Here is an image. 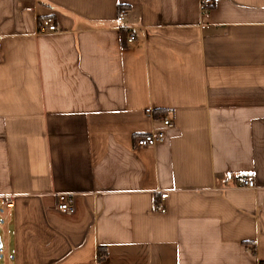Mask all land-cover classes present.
Returning a JSON list of instances; mask_svg holds the SVG:
<instances>
[{"label": "crops", "instance_id": "0c3cea01", "mask_svg": "<svg viewBox=\"0 0 264 264\" xmlns=\"http://www.w3.org/2000/svg\"><path fill=\"white\" fill-rule=\"evenodd\" d=\"M0 229V264H264V0H0Z\"/></svg>", "mask_w": 264, "mask_h": 264}, {"label": "built area", "instance_id": "2783aa9c", "mask_svg": "<svg viewBox=\"0 0 264 264\" xmlns=\"http://www.w3.org/2000/svg\"><path fill=\"white\" fill-rule=\"evenodd\" d=\"M216 0H201V5H202V11L207 12L208 8L213 5V3ZM126 18V11L121 10L117 20L122 22ZM42 29L45 31H56L57 30V25L50 19L43 20L41 23ZM135 40V35L130 34L128 41L132 42ZM149 113L152 112V109L147 110ZM164 128L162 129H157L155 131H152L144 136L137 137L136 139V145L138 147H151L154 146L158 143H161L165 140L166 138V130L167 129H172L175 126L174 121L168 117V116H163L161 119ZM241 182L244 186L247 187H255V182L254 180L250 179L247 176H242L241 177ZM169 193L168 191H162L161 192V203H156L155 204V209L159 212H166V205L164 201L168 198ZM7 201V206L11 207L13 205V198L12 197H7L5 199ZM57 207L59 210L64 211V212H73L74 211V203H73V198L72 195L69 193H60L58 195V204Z\"/></svg>", "mask_w": 264, "mask_h": 264}, {"label": "water", "instance_id": "95a60500", "mask_svg": "<svg viewBox=\"0 0 264 264\" xmlns=\"http://www.w3.org/2000/svg\"><path fill=\"white\" fill-rule=\"evenodd\" d=\"M3 246L2 237L0 235V248Z\"/></svg>", "mask_w": 264, "mask_h": 264}, {"label": "trees", "instance_id": "16d2710c", "mask_svg": "<svg viewBox=\"0 0 264 264\" xmlns=\"http://www.w3.org/2000/svg\"><path fill=\"white\" fill-rule=\"evenodd\" d=\"M124 7H125V6H123V5L121 6L122 9H124Z\"/></svg>", "mask_w": 264, "mask_h": 264}, {"label": "rangeland", "instance_id": "374dc122", "mask_svg": "<svg viewBox=\"0 0 264 264\" xmlns=\"http://www.w3.org/2000/svg\"><path fill=\"white\" fill-rule=\"evenodd\" d=\"M0 231H1V229H0Z\"/></svg>", "mask_w": 264, "mask_h": 264}]
</instances>
